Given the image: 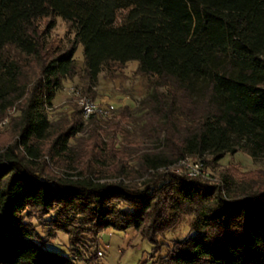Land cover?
I'll use <instances>...</instances> for the list:
<instances>
[{
    "label": "trees",
    "instance_id": "16d2710c",
    "mask_svg": "<svg viewBox=\"0 0 264 264\" xmlns=\"http://www.w3.org/2000/svg\"><path fill=\"white\" fill-rule=\"evenodd\" d=\"M57 18L73 34L65 49L47 43ZM80 46L90 88L105 68L131 62L172 83L174 92L151 94L159 151L132 163L133 146H118L132 136L128 108L106 124L92 116L82 152L70 143L84 130L81 109L64 125L49 119ZM7 117L0 264H97L103 230L133 227L157 244L183 215L193 216V236L165 254L155 247V264H264L261 174H245L251 188L231 195L229 171L210 185L160 170L207 155L264 158V0H0V121ZM58 232L67 253L48 248Z\"/></svg>",
    "mask_w": 264,
    "mask_h": 264
},
{
    "label": "rangeland",
    "instance_id": "374dc122",
    "mask_svg": "<svg viewBox=\"0 0 264 264\" xmlns=\"http://www.w3.org/2000/svg\"><path fill=\"white\" fill-rule=\"evenodd\" d=\"M125 13H120V19ZM48 21L49 19L42 21V29L46 27ZM55 24V27L50 30L47 43L54 48H68L73 38L69 24L61 18H57ZM13 52L14 54L17 53V51ZM18 56L24 58V55ZM74 58L77 68L76 74L64 80L63 88L58 91L52 106L48 108V114L49 119L53 123L64 125L69 123L73 114L81 109L84 130L78 133L79 140L72 139L70 141L74 147L78 148L77 151L82 152L84 146L82 141L90 137L93 129L92 121L90 120L92 116H99V118L103 119L102 123L106 124L104 122L110 121L119 114L118 110L124 108H128L127 118L130 122L128 129L131 131L132 136L128 142L123 136H120L117 140L118 146H133L131 150L134 151V154L130 155L132 163L143 152L159 151L162 144L157 139L160 138L157 137V130H159L161 118L152 112L154 103L152 102L151 94L154 91L163 94L174 92L175 89L172 83L163 84L161 79L141 74L138 71L137 63L131 62L122 66L111 65L105 68L100 73L97 84L90 88V84L84 77L85 64L82 46L78 47ZM86 101L93 102L96 105V109L89 116H86L83 110V102ZM10 114L17 116L19 113L13 109ZM11 119V117H7L0 121V145L6 144L12 137ZM111 136L113 137L111 134L105 136L106 140L108 141L112 138ZM186 159H189L187 161L189 164L202 163L200 159ZM205 159L206 161L200 165L201 171L198 177L203 178L210 185L220 184L222 173L229 171L236 179L231 189V195L245 192L251 188L250 180L243 178L245 174L248 176L250 172H258L263 176L259 177L262 179L259 180L264 181V158L254 159L244 152H238L236 154H227L217 162L212 161V156L210 155L205 156ZM51 168L56 173L60 172L55 167ZM179 168L180 173L181 171L182 173L187 172V169L182 165H178V163L169 166L168 169L160 170L177 173L176 170ZM144 179H147L146 176L141 178V180ZM254 188H257V186L255 185ZM192 218L193 216L191 215L181 216L175 227L157 238V244L148 238H144L133 227L127 229L109 227L103 230L98 238L97 264H155V257L152 256L155 247L160 248V254H165L174 241L193 236ZM38 229L40 233L45 234L41 226ZM48 248L67 253V235L63 232H58L57 236L48 244Z\"/></svg>",
    "mask_w": 264,
    "mask_h": 264
},
{
    "label": "built area",
    "instance_id": "2783aa9c",
    "mask_svg": "<svg viewBox=\"0 0 264 264\" xmlns=\"http://www.w3.org/2000/svg\"><path fill=\"white\" fill-rule=\"evenodd\" d=\"M84 105V114L86 116H89L95 109H96V105L93 102H83ZM189 159H184L181 162L178 163V165H182L187 169V174L189 176H198L201 169H200V165L202 164H198V163H194V164H189ZM196 166V168H195ZM198 167V168H197ZM182 169V168H181ZM177 173H180V168L178 170H176ZM182 172V171H181Z\"/></svg>",
    "mask_w": 264,
    "mask_h": 264
}]
</instances>
